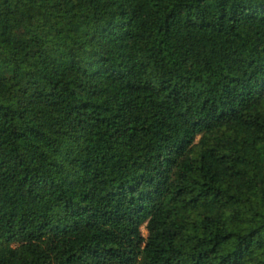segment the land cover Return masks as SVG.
I'll return each mask as SVG.
<instances>
[{
	"label": "trees",
	"instance_id": "trees-1",
	"mask_svg": "<svg viewBox=\"0 0 264 264\" xmlns=\"http://www.w3.org/2000/svg\"><path fill=\"white\" fill-rule=\"evenodd\" d=\"M0 264H264V0H0Z\"/></svg>",
	"mask_w": 264,
	"mask_h": 264
}]
</instances>
